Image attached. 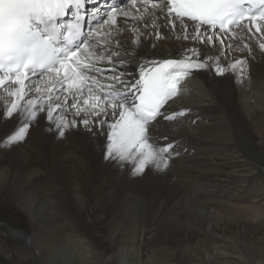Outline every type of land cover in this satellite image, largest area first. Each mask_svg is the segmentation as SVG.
Wrapping results in <instances>:
<instances>
[{
  "label": "bare ground",
  "instance_id": "1",
  "mask_svg": "<svg viewBox=\"0 0 264 264\" xmlns=\"http://www.w3.org/2000/svg\"><path fill=\"white\" fill-rule=\"evenodd\" d=\"M138 4L136 1L135 5L129 2L121 6L128 13L126 25L124 27L118 25L110 30L113 36L119 37L123 44L114 40H109L108 43L112 50L119 49L120 51L119 56L114 58L113 62L118 64L122 61L124 65H127L126 71L131 73V78H138L139 69L149 67L151 60L178 58L182 46L193 43L190 39L187 41L183 39V32L172 29V23L179 28L181 22L179 19L173 20L169 17L162 4L159 8H149V11L143 4ZM145 15L147 17H144ZM185 23L189 25V28L191 27V22L185 21ZM121 29L125 31L124 35H120L119 30ZM157 34L164 38L157 40ZM232 35L236 39H228L227 42L236 45L237 48H242L240 45L249 36L244 30L232 31ZM137 38L141 39L142 43L135 45L129 43ZM257 42V39H253L250 45L253 48L252 53L255 54L249 55L245 51L239 56L224 55L221 60L223 65H227L236 59L246 58L242 74L239 69L232 72L227 68L224 76L216 75L212 71L198 72L207 85L208 91L218 97L221 105L214 102L211 106L204 107L183 103L182 108H175L176 106H170V102L173 101L166 105L169 108L168 115L182 113L183 116H187L183 111L191 108L202 109L203 112L200 114L213 113L214 115L221 108L226 110L236 131V135L235 133L230 134L232 143H219L217 140L223 138H217L215 134L187 133L192 127L185 122V119L181 120L182 115H175L171 120L158 118L159 122H154L152 143H171L181 156L183 153L187 155L191 152L190 146L183 144H190L191 141L196 144L194 148L202 152V146L216 147V150L224 149L223 151L228 152L227 155L235 153L243 158L242 165H248L250 169L248 176L264 177V123L262 122L263 125L260 123L261 126L259 121L254 123L252 119L257 117L256 114L244 112L245 104L239 100V93L236 90L237 85L246 78L255 76L264 78V54L258 48H254ZM196 47L206 49L209 55L219 54L221 57L223 55L222 47L218 42L214 49L208 45H201L199 42L196 43ZM229 51L233 54L236 50L234 51L233 48ZM131 56L135 60L134 65L126 61V58ZM247 88L254 89V84L248 81ZM10 99L0 92V105L9 102ZM179 101L181 99L177 104ZM70 116L71 113H69ZM88 118L92 119V117ZM20 120L23 121V116ZM44 123L46 124L47 121ZM255 124L261 129L259 130ZM17 127L15 120L0 119V138L12 133ZM99 132L101 129L95 128L89 134L80 125L66 138L57 139L43 135L37 129L18 145L8 147L0 145V215H17L22 217L24 223L22 224L23 231H20L19 225H6L0 222V239L3 237L23 243L25 247L32 248L33 257L37 256L40 250H51L50 248L64 240L61 245L63 249L71 245L73 248L76 246L75 248L80 253L77 257L78 261H87L92 264H104L111 261L122 264H214L213 255L216 259L217 257L223 258L217 250L219 248L217 244L222 246L220 243H223V237L218 232L219 229L226 231L227 227H222L220 221L208 211L209 206L216 202L213 200L199 201L198 196L201 194L198 190L195 194L197 199L188 200L190 205L194 203L191 207L179 206L177 202L182 197L183 190L191 188L188 182L183 181V178L191 176L199 181L206 175L209 176L208 173L214 177L221 173L216 170L196 171L197 169L181 163L184 158L173 154L166 173L146 172L143 176H132L128 171V166L105 160L100 148L102 137L97 135ZM184 140L190 142H184ZM231 177L239 179L242 175L232 173ZM180 184H184V187ZM137 200L147 206L145 216L148 218L142 219L145 225L136 220ZM44 203H48L51 207L44 209V212L35 211L37 204ZM209 210L211 211V208ZM57 212L72 218L78 228L74 230L66 224L52 226L51 214ZM153 214L155 216L151 219ZM57 215L59 216L58 213ZM39 218L45 219L46 223L40 224ZM182 220H190L191 224L186 225L185 223L180 226ZM236 225L234 230L238 231L236 233L238 239L243 236L246 242L249 241V244L253 245V247H248V243H240L245 249L239 247L237 249L243 250L245 258L243 259L249 264H264V240H262L264 237L260 239L252 235L254 231L244 223L240 222ZM165 226L171 229H162L166 228ZM249 226L251 227L250 223ZM62 229L66 231V234L64 233L66 237L62 236ZM76 234L85 236L86 240L84 238L76 239L77 241L72 239L73 236L77 237ZM38 237H44L46 241H42V238L40 241ZM87 242L97 249L98 254L89 251ZM24 257L32 259L30 255ZM235 258H237L236 255Z\"/></svg>",
  "mask_w": 264,
  "mask_h": 264
},
{
  "label": "snow or ice",
  "instance_id": "2",
  "mask_svg": "<svg viewBox=\"0 0 264 264\" xmlns=\"http://www.w3.org/2000/svg\"><path fill=\"white\" fill-rule=\"evenodd\" d=\"M131 2L136 4V0ZM102 4L103 0H0V6L9 8L0 18V92L11 98L0 105V119L15 120L18 125L0 138V145H18L37 129L43 135L64 139L82 125L89 134L101 129L97 135L102 137L105 160L128 166L130 175L166 173L173 154L179 152L171 143H152L151 137L158 118L171 120L182 115H168L166 107L178 94L182 78L202 71L224 76L226 68L232 72L239 69L242 74L246 63V58H241L223 65L219 54L209 55L196 43L214 49L218 42L226 53L236 46L227 42L236 39L232 35L235 27L249 34L240 45L249 55L253 39L264 54V0L153 2V8L166 5L167 15L181 22L179 28L172 23V29L183 32V39L193 43L183 45L178 58L151 60L149 67L139 69L138 78H131L122 61L114 63L112 53L102 54V50L108 51L109 40L123 44L110 30L124 27L128 18L116 4L106 5L101 15ZM88 17L95 23L84 30L82 22ZM33 19L53 21L69 33L72 43L50 50L32 30ZM185 21L191 22L190 28ZM74 36L80 37L78 42ZM163 38L157 34V40Z\"/></svg>",
  "mask_w": 264,
  "mask_h": 264
},
{
  "label": "rangeland",
  "instance_id": "3",
  "mask_svg": "<svg viewBox=\"0 0 264 264\" xmlns=\"http://www.w3.org/2000/svg\"><path fill=\"white\" fill-rule=\"evenodd\" d=\"M146 10L149 11L148 8H146ZM144 17H147V16L145 15ZM240 30L241 29H239V28H233L232 29L233 32L240 31ZM119 33H120V35H124L125 31H122V29H121V30H119ZM106 43H107L108 51L105 52L102 50V54L108 55L109 53H112L113 59L116 58L117 56H119V53H120L119 49H117L118 51L115 49L112 50L111 46L108 44L109 41H107ZM254 48H255V46H254ZM122 51H124V49H122ZM234 51L235 52L233 54L230 51H227L226 53L223 52L221 60L224 58L223 57L224 55L230 56V57L232 55L233 56H239L241 53L245 52L244 49L237 48V47H234ZM252 51H253V48H252ZM252 54H255V53L253 52ZM126 61L130 62V64H131V62H133L132 65H134L135 60L132 59V56H131V57H127ZM248 81L252 82V84H254V89L253 88L252 89L247 88L248 87ZM183 82L184 83H183V87L181 88L180 94L175 99L172 100L173 102H170L171 107L176 106L175 108H182L181 105L183 103H189V104H192L194 106H204V107L211 106L214 102H216L218 105H221V102L218 99V97L216 95H212V93H210V91H208V89H207L208 87L204 83V80H203L202 76L199 75V73L191 74L190 76L186 77L183 80ZM236 90L239 93L238 94L239 100L243 104H245L244 105V108H245L244 112H246V113H247V111L248 112H254L256 114L255 116H257V117L252 119V121L254 123H257L259 121V125L261 126L262 122L264 123V78L256 77V76L254 78H250V77L246 78L245 81L242 80L240 82V84L237 85ZM179 99H181V101H179V104H177ZM201 110L202 109L195 110L194 108H191L189 110L186 109L183 111V113L187 116H183V115L180 116V117H183V118H181V120L185 119L186 120L185 122L187 124L189 123L190 126L192 127V128H190V126H189L190 132H187V133L197 134L198 132H202V133L204 132V134H211V135L215 134L217 138H223V139L217 140V141H219V143H225V144L232 143L230 134L235 133V135H236V131L234 129V126L232 125V121L229 118L226 110L221 108V110L217 111L215 115L213 113L200 114V112L201 113L203 112ZM255 126L258 127L257 124H255ZM176 128H178V127H176ZM203 128H205V129H203ZM258 129L260 130L261 128L258 127ZM227 138H229V139L227 140ZM184 142H190V141L184 140ZM183 144H186V145L188 144L190 146L191 152L188 153L187 155H184V153L182 154V156H187V157H182L181 155H179L181 158H184V160H185V161L182 160L183 162L181 161V163L188 165L195 170L197 169L196 171H200V172H208V171L216 170L217 172H220L222 174V177H221V174L217 177H214L212 174L208 173L209 176L206 175L205 177H203L204 180L201 179L199 181H196V179H193L191 176L183 178V181L186 183L188 182L189 186L192 189L190 188L189 190L188 189L183 190L182 197L177 200V202L179 203V206L183 205V207H185V208L191 207V205H193L194 203H192L190 205V203H188V200L189 199H192V200L197 199L196 195H195L197 190L201 194L198 196L199 201H201V202L202 201L204 202L206 200H211V201L213 200V202L215 201L216 204L210 205L209 209L211 208V211L209 209H208V211H209V213H212V215L214 217H216V219H218V221H220L219 223L222 225V227L225 226V227H227V229H226V231L219 229V232L221 234L219 232H218V234L223 237V243L224 244L220 243L223 247L219 246V244H217L219 247V248H217V250H219V252L223 255V258L217 257V259H216V256L213 255L212 258H214V261H215L214 264H249L248 261L244 260L245 258L243 255V250L239 251L240 249L243 248L242 244L240 245V243L241 242L245 243L246 240H244L243 236H241L242 237L241 239H243V240H241L240 238L238 239V235L236 234L238 231H237V229L234 230V228H236L235 226H237L236 223L241 222V223H244L245 225H247L249 227V229L254 231V232H252V235L254 234L256 237H258L260 239L264 237V177L248 176V175H250L249 174L250 173L249 166L248 165H246V166L242 165L243 158L240 157V155H238V154L233 153V155H227L228 152L223 151L224 149L222 150V149L218 148V150H216V147L211 148V147H204V146H202L203 152L198 151V149H195L196 144L192 141L190 142V144L189 143H183ZM194 146H195V148H194ZM224 152H225V154H224ZM237 156H238V158H237ZM188 159H190V161H188ZM232 173H235V174L240 173V175H242V177H240L239 179L232 178L231 177ZM244 174L246 175V177H244L245 176ZM250 177H252L253 179ZM213 178H217V179L220 178L223 180L217 181V180H214ZM224 180H227V181H224ZM191 181H193V182H191ZM203 183L205 185H202ZM180 185H183V187H184V184H180ZM39 186H41V184ZM136 202H137L135 204V212L137 214L136 220H137V222L139 221V223H141L144 221V220L142 221V219L148 218V217L146 218V216H145L146 212H147V206L145 203L144 204L140 203L138 200ZM223 204H225V205H223ZM224 206H228V207H224ZM49 207H51V206L48 203L37 204L35 207V211L37 210L39 212H41V211L44 212ZM233 208L235 210L236 209L237 210L235 211ZM250 208H252V209L250 210ZM57 213L59 214V216L57 215ZM57 213L51 214V218H50L51 221L50 222H51L52 226L53 225L54 226H61L62 224L63 225L66 224L69 228L71 227L74 230H76L78 228V227H76V224L72 218L67 217V216L65 217L60 212H57ZM250 213H251V215H250ZM216 215H218V216H216ZM6 216L0 215V222H4L6 225H15V224L19 225L20 226L19 230L23 231L22 230L23 229L22 224H24V223H23L22 217H18L17 215L16 216L6 215ZM71 216L73 217L74 215H71ZM153 216H155V214H153L151 216V219L154 218ZM248 216L251 218V220ZM241 217H242V219H241ZM246 218H247V220H246ZM253 220H255V221H253ZM189 221L190 220H187V221L182 220L180 222V226L182 224H185V223H186V225L191 224V221L190 222ZM227 221H229L230 223L229 222L227 223ZM43 222L46 223V220L39 218V223L42 224ZM50 222H48L49 225H50ZM232 222H233V224H232ZM223 223H225V224H223ZM249 223H250L251 227L249 226ZM143 224L145 225V222H143ZM175 227L177 228V226H175ZM162 229L170 230L171 228L166 227V228H162ZM36 230H37V228H36ZM232 231L236 234L237 237L235 236V234ZM77 232H78V230H77ZM61 233L63 234L62 236L66 237V235H64V233L66 234V231H63V229H62ZM61 233H60V235H61ZM231 234H234V235H231ZM76 236L77 237H75V236H73V237L71 236V237H72V239H75V240L76 239L77 240L83 239L85 237V236L83 237V235H81V234H79V235L76 234ZM227 236H228V238H225ZM41 238H42V241H44V242L46 241L44 237H38V239L40 241H41ZM231 238L234 240H232ZM262 240H264V238ZM62 241L64 242V240H62ZM226 241H227V243H226ZM63 242L59 243L60 245L59 244L54 245L53 246L54 248L53 247L50 248L51 250H48V249L43 250V251L40 250L39 254H37V256L35 255L33 257L32 256V248L25 247L23 245V243H21L19 241L15 242V241H11L10 239H6V238L2 237L0 239V264H79L81 262L80 260L78 261V258H77L80 255L79 250L75 248L76 246L73 248L72 245H71V247L68 246L67 248L63 249L61 246V245H63ZM232 242H234V243H232ZM237 243H238V245H236ZM246 243L249 244V241ZM208 244H209V242H208ZM251 246L253 247V245L250 243L248 247H251ZM130 247H132V246H130ZM230 247H231V249H233L232 251H230L231 250ZM238 247L240 248L239 250L237 249ZM87 248L89 249V251L93 252L94 254H98L97 249H95V247H93L88 242H87ZM243 249H245V248H243ZM46 252H49V253H46ZM222 252H224L226 254H223ZM22 254L24 256L30 255L32 257V259L24 257ZM235 255L237 258H235ZM238 256H240V257L238 258ZM230 258H232L233 261ZM241 258H242V260H241ZM100 259L102 260V258H100ZM234 261H235V263H234ZM80 264H92V263L87 262V261H84V262L82 261ZM104 264H122V263L121 262L113 263V261H111L109 263L106 262ZM124 264H126V263H124ZM129 264H132V263H129ZM134 264H136V263H134Z\"/></svg>",
  "mask_w": 264,
  "mask_h": 264
}]
</instances>
